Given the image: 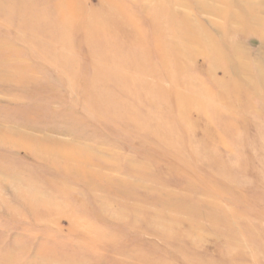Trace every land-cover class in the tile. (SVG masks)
Masks as SVG:
<instances>
[{
    "label": "rangeland",
    "instance_id": "rangeland-1",
    "mask_svg": "<svg viewBox=\"0 0 264 264\" xmlns=\"http://www.w3.org/2000/svg\"><path fill=\"white\" fill-rule=\"evenodd\" d=\"M0 264H264V0H0Z\"/></svg>",
    "mask_w": 264,
    "mask_h": 264
}]
</instances>
